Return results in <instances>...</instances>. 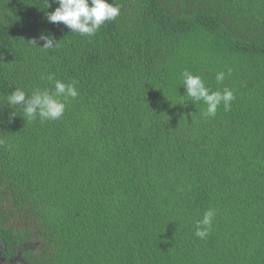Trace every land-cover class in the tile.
<instances>
[{
	"label": "trees",
	"instance_id": "obj_1",
	"mask_svg": "<svg viewBox=\"0 0 264 264\" xmlns=\"http://www.w3.org/2000/svg\"><path fill=\"white\" fill-rule=\"evenodd\" d=\"M113 2L88 37L55 0H0V264H264V0ZM185 70L231 110L205 118ZM49 73L77 82L61 119L8 105Z\"/></svg>",
	"mask_w": 264,
	"mask_h": 264
},
{
	"label": "clouds",
	"instance_id": "obj_2",
	"mask_svg": "<svg viewBox=\"0 0 264 264\" xmlns=\"http://www.w3.org/2000/svg\"><path fill=\"white\" fill-rule=\"evenodd\" d=\"M55 2L59 7L54 12L47 13L48 22L63 23L74 33L82 36H94L106 22L114 21L120 15V7L113 0L112 3L108 0H55ZM39 40L44 41L41 49H52L60 45L56 43L54 37L44 34H41ZM29 44L36 47L37 40L34 38ZM227 74L231 75V69H228ZM181 75L183 87L186 89V95L182 97H189L193 102L202 101L206 105L202 113L205 118H214L221 105L225 111L231 110L232 101L235 99L231 89L224 87L222 91H212L201 76L193 75L188 70L183 71ZM45 78L52 83V89L36 88L29 94L17 87L7 96L8 105L12 108L20 106L28 120L39 118L43 123L61 119L67 101L75 100L79 96L77 82L65 83L56 79L54 73L47 74ZM225 78L224 71H219L215 75L218 84H222ZM215 215V210L210 208L203 213L202 219L196 221L194 233L196 237L205 239L210 234Z\"/></svg>",
	"mask_w": 264,
	"mask_h": 264
},
{
	"label": "water",
	"instance_id": "obj_3",
	"mask_svg": "<svg viewBox=\"0 0 264 264\" xmlns=\"http://www.w3.org/2000/svg\"><path fill=\"white\" fill-rule=\"evenodd\" d=\"M0 260H1V258H0ZM1 261H2L1 263H5V262H6L5 259H3V260H1ZM16 262H21V258H20V256L17 257L16 259H14V260H11V261L9 262V264H10V263H16Z\"/></svg>",
	"mask_w": 264,
	"mask_h": 264
}]
</instances>
